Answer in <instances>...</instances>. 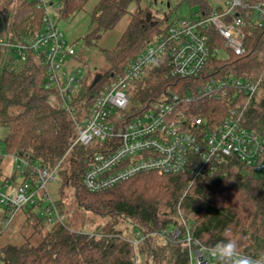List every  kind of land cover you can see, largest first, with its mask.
<instances>
[{"label": "trees", "instance_id": "trees-1", "mask_svg": "<svg viewBox=\"0 0 264 264\" xmlns=\"http://www.w3.org/2000/svg\"><path fill=\"white\" fill-rule=\"evenodd\" d=\"M88 1L60 0L59 17H74ZM141 1L98 0L91 11V26L82 38L89 46L97 45L103 33L118 24L132 2L138 3L116 45L100 49L108 69L95 78L93 69L86 66V76L73 101V115L78 120L89 116L107 83L122 74L149 44L167 34L173 21L166 23L168 17L155 16L149 7L139 5ZM182 1L198 5L197 11L203 14L212 9L208 0ZM44 13L33 0H19L9 31L17 41L31 37L44 26ZM245 33L244 54L229 52L225 59L210 58L199 77L171 76L167 55L153 62L147 76L129 87L130 108L139 113L151 101L172 91H194L211 76L235 74L261 79L260 93L250 100L244 123L264 135V27L249 26ZM207 34L212 47L224 46L223 37L214 27ZM44 80L45 68L40 61L30 57L21 62L0 51V141L4 150L8 155L30 156L51 171L57 169L62 185L74 189L78 206L109 221L91 233L74 230L59 220L42 233L44 218L31 206L26 210L27 220L34 228L33 235L42 233V239L34 244L28 237L20 245L0 246L2 264H137L140 255L150 264H190L187 242H170L157 235L162 229H179L184 239L188 227L193 237L207 247L221 241L228 229L240 241L243 255L255 258L264 254V174L257 175L255 168L235 159L212 177L145 171L111 188L90 191L83 184V174L100 146L97 140L88 145L77 143L62 160L77 137L76 124L72 114L44 88ZM231 104L225 97L193 102L190 107L214 125L225 117ZM8 178L23 181L17 174ZM55 201L59 209L61 200ZM121 218L131 221L135 234L146 236L136 247L132 242L136 236L131 238L117 228ZM3 219L0 233L10 223Z\"/></svg>", "mask_w": 264, "mask_h": 264}, {"label": "built area", "instance_id": "built-area-1", "mask_svg": "<svg viewBox=\"0 0 264 264\" xmlns=\"http://www.w3.org/2000/svg\"><path fill=\"white\" fill-rule=\"evenodd\" d=\"M44 10V26L31 37L17 41L7 28L9 20L0 14V51L26 62L33 57L45 68L44 88L67 109L76 124L77 137L63 159L77 144L97 140L100 146L83 174L84 186L93 192L111 188L145 171L162 174L188 173L193 178L212 177L233 160L264 174V135L245 125L250 100L259 92L261 79H247L235 74L211 76L194 91L184 94L172 91L151 101L139 113L130 108L131 84L147 76L153 62L167 55L169 74L173 77H199L207 61L220 58V47H212L207 30L214 27L224 39L228 52H246L245 29L264 27V1L222 0L208 14L196 11L189 17L171 23L163 37L149 44L114 80L100 91L89 116L80 120L73 101L84 80L85 65L71 63L76 48L52 19V8L60 0H33ZM228 98L231 107L225 117L212 125L209 118L195 114L190 104ZM0 146V156L3 154ZM15 169L23 179L15 182L0 177V207L7 222L31 206H41L45 225L61 219L56 201L48 190L57 179L51 171L30 156L11 154ZM45 202V203H44ZM179 229H162L157 235L170 242H187L190 264H216V258L203 251L206 245L195 239L188 227L184 239ZM146 236L136 234L133 245Z\"/></svg>", "mask_w": 264, "mask_h": 264}, {"label": "rangeland", "instance_id": "rangeland-1", "mask_svg": "<svg viewBox=\"0 0 264 264\" xmlns=\"http://www.w3.org/2000/svg\"><path fill=\"white\" fill-rule=\"evenodd\" d=\"M18 1L19 0H0V14L9 20L7 28H9L10 23L13 21V15ZM97 1L98 0H89L84 10L68 19L60 18L58 11L55 8H52L53 21L64 32L68 42L71 43L77 50V56L71 60V63L74 65L82 64L87 67H91L93 69V77L95 78L102 72L106 71L109 67V63L100 49H112L116 45L117 41L130 22L132 13H134L138 6V3L132 2L128 8V12L122 17L118 24L114 28L105 31L97 45L89 46L83 42L82 38L90 29V14ZM208 1L211 6H215L222 0ZM139 5L142 7H149L150 12L155 16L160 18L168 17L166 23L183 17H189L199 9L198 5H191L188 1L182 0H143ZM228 54V51L224 48H220V58L225 59ZM0 146L3 149V155L0 158V177H13L15 174L19 176L17 170L15 169L13 157L5 152L4 145L1 141ZM65 164L66 163H64V165ZM257 175L261 174L257 173ZM48 190L53 199L59 201L61 200V204L59 206L61 219L67 223L70 228L94 233L97 232L107 221H109L108 217L97 215L78 206L74 197V189L70 185H62L59 173L57 175V179L49 182ZM26 210H28V208L20 210L14 219L9 223L6 230L0 233V246L6 244L20 245L24 243L28 237H31V241L34 244L38 243L42 239L41 234L44 233L50 226L44 225L42 233L37 232L33 235L34 228L27 220L28 212ZM34 210L40 214L41 206H34ZM3 218L4 211L0 207V222H2V224L4 220ZM116 226L118 229L123 230L125 235L131 236V238L136 236L130 220L121 218L117 222ZM145 260L144 255H140L139 262L137 264L151 263L145 262ZM0 264H2L1 259Z\"/></svg>", "mask_w": 264, "mask_h": 264}, {"label": "clouds", "instance_id": "clouds-1", "mask_svg": "<svg viewBox=\"0 0 264 264\" xmlns=\"http://www.w3.org/2000/svg\"><path fill=\"white\" fill-rule=\"evenodd\" d=\"M203 251L215 257L218 264H264V254L255 258L242 254L240 241L233 238L230 231L225 229L224 238Z\"/></svg>", "mask_w": 264, "mask_h": 264}]
</instances>
